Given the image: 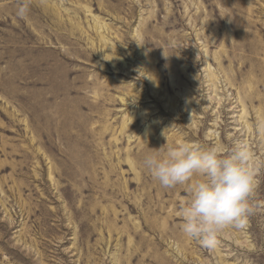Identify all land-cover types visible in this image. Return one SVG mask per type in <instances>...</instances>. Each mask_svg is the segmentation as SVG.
Wrapping results in <instances>:
<instances>
[{"label": "rangeland", "instance_id": "374dc122", "mask_svg": "<svg viewBox=\"0 0 264 264\" xmlns=\"http://www.w3.org/2000/svg\"><path fill=\"white\" fill-rule=\"evenodd\" d=\"M179 141L252 153L214 250L141 166ZM0 264H264V0H0Z\"/></svg>", "mask_w": 264, "mask_h": 264}, {"label": "clouds", "instance_id": "9594fccd", "mask_svg": "<svg viewBox=\"0 0 264 264\" xmlns=\"http://www.w3.org/2000/svg\"><path fill=\"white\" fill-rule=\"evenodd\" d=\"M28 5L18 9L23 17ZM146 153L141 166L162 187L186 186L188 199L180 209L182 231L214 250L229 227H243L254 214L258 181L249 167L252 153L240 143L230 153L179 141Z\"/></svg>", "mask_w": 264, "mask_h": 264}]
</instances>
